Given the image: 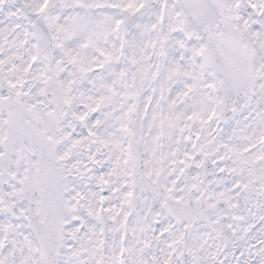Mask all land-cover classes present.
Returning a JSON list of instances; mask_svg holds the SVG:
<instances>
[{
    "label": "snow or ice",
    "instance_id": "snow-or-ice-1",
    "mask_svg": "<svg viewBox=\"0 0 264 264\" xmlns=\"http://www.w3.org/2000/svg\"><path fill=\"white\" fill-rule=\"evenodd\" d=\"M0 264H264V0H0Z\"/></svg>",
    "mask_w": 264,
    "mask_h": 264
}]
</instances>
